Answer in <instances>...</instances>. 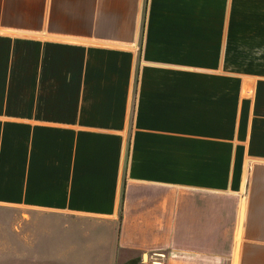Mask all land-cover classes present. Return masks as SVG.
<instances>
[{"label": "crops", "instance_id": "1", "mask_svg": "<svg viewBox=\"0 0 264 264\" xmlns=\"http://www.w3.org/2000/svg\"><path fill=\"white\" fill-rule=\"evenodd\" d=\"M0 205L67 264H264V0H0Z\"/></svg>", "mask_w": 264, "mask_h": 264}, {"label": "rangeland", "instance_id": "2", "mask_svg": "<svg viewBox=\"0 0 264 264\" xmlns=\"http://www.w3.org/2000/svg\"><path fill=\"white\" fill-rule=\"evenodd\" d=\"M56 248L54 212L0 205V264H67Z\"/></svg>", "mask_w": 264, "mask_h": 264}, {"label": "built area", "instance_id": "3", "mask_svg": "<svg viewBox=\"0 0 264 264\" xmlns=\"http://www.w3.org/2000/svg\"><path fill=\"white\" fill-rule=\"evenodd\" d=\"M160 256H163V254H160Z\"/></svg>", "mask_w": 264, "mask_h": 264}]
</instances>
